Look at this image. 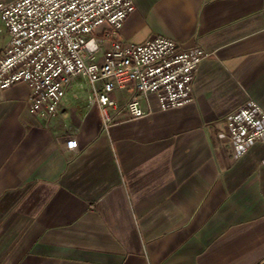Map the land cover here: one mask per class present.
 <instances>
[{"label":"crops","instance_id":"1","mask_svg":"<svg viewBox=\"0 0 264 264\" xmlns=\"http://www.w3.org/2000/svg\"><path fill=\"white\" fill-rule=\"evenodd\" d=\"M120 35L199 44L192 100L102 130L80 78L48 117L0 88V264H264V140L236 157L224 120L264 107V0H135Z\"/></svg>","mask_w":264,"mask_h":264},{"label":"built area","instance_id":"2","mask_svg":"<svg viewBox=\"0 0 264 264\" xmlns=\"http://www.w3.org/2000/svg\"><path fill=\"white\" fill-rule=\"evenodd\" d=\"M135 9V0H12L0 2V20L8 41L0 57V88L28 87L27 109L33 115H54L77 78L88 87L87 106L98 110L107 129L123 114L147 115L141 105L155 95L161 110L192 100V82L208 53L197 43L149 35L139 42L122 39L121 28ZM130 89L118 103L114 91ZM229 148L236 157L264 140V107L253 99L225 118ZM66 149H77L69 137Z\"/></svg>","mask_w":264,"mask_h":264}]
</instances>
